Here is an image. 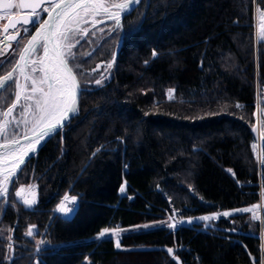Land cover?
<instances>
[{
    "label": "trees",
    "instance_id": "trees-1",
    "mask_svg": "<svg viewBox=\"0 0 264 264\" xmlns=\"http://www.w3.org/2000/svg\"><path fill=\"white\" fill-rule=\"evenodd\" d=\"M255 5L264 10V0ZM254 10L253 0H141L120 17L119 23L115 19L101 25L99 28L107 29L97 44L86 55L71 60L82 88L80 110L91 103V113L60 131L62 148L53 150V174L45 183L48 194L37 204L55 206L66 192L77 198L76 212L86 215L89 222L107 204L116 203L125 160L142 153L155 158L161 167L137 163L141 166L139 171L147 170L154 181L160 179L159 172L163 170L174 178L164 185L182 218L216 210L233 211L232 217L240 227L237 238L258 253V226L250 229L247 222L250 212L238 211L258 202V182L264 184V166L258 165L253 151V129L257 122L254 104L264 88V41L255 39ZM23 46L18 43L17 49L0 63V81L12 73L13 81L27 85L8 117V129L13 132L22 119L21 105L28 103L24 97L31 89L29 82L18 76L19 71L13 72ZM36 54L39 56L41 49ZM120 56L124 57L130 85L128 96L156 113L144 120L150 129L147 138L138 129L129 130L132 122L126 116L108 110L107 95L121 100L116 89H106L102 97L98 92L106 87L107 79L96 68L111 64L114 71ZM87 58L95 67L84 70L81 66ZM6 83L12 86L0 90V113L15 101V83ZM170 90L173 91L169 99ZM219 99L227 101H215ZM195 100L211 102L201 105ZM234 103L242 107L237 109ZM262 120L264 104L259 105L258 113L262 130L260 157L264 155ZM161 139L169 141L171 148L161 146ZM204 172L212 174L206 184L200 181ZM139 200L136 195L131 203ZM0 207L3 208L0 223L6 214L10 216L4 224L9 234L0 237L3 240L0 264H21L23 258L10 259L9 241L19 236V222L32 214L21 207L9 206L7 196L0 197ZM45 217L40 212L38 221ZM29 220H25L26 228L31 224ZM68 221L55 218L48 224L46 235L54 248L46 256L59 258L66 264H84L88 248L79 240L84 233ZM81 221L84 225V220ZM181 230L184 234L190 232L185 227ZM21 233L20 240L28 242ZM16 241V246L21 245ZM103 241L111 248V241ZM205 245L211 254L210 264L220 262L223 256L229 264H236L243 256L225 249L214 239ZM142 252H132L128 258H122L124 252H116L111 264H132L143 258ZM96 254L89 256L94 258Z\"/></svg>",
    "mask_w": 264,
    "mask_h": 264
},
{
    "label": "rangeland",
    "instance_id": "rangeland-1",
    "mask_svg": "<svg viewBox=\"0 0 264 264\" xmlns=\"http://www.w3.org/2000/svg\"><path fill=\"white\" fill-rule=\"evenodd\" d=\"M18 1L19 0H11L14 5H17ZM126 2L127 0H106V3L108 4H121ZM48 6L49 5H45L43 7ZM42 8L38 11L41 22L45 14V12L42 11ZM5 11L8 13L7 15H4L3 12H0V16L3 17L0 18V34L6 20L10 16H15L21 13L19 7H12L11 9ZM110 11L116 12L118 9L112 7L110 8ZM262 13H264V11L258 10L255 15V34L257 37H259L261 32H264V15H262ZM98 17H101V19ZM114 20L115 18L104 14L103 12H100L94 17L86 16L84 20L80 22L81 31L73 41L75 44V46L72 48L74 56L82 57L86 55L89 52L90 47H93L97 44L103 31L107 29L105 26H103L105 28L99 27L106 22ZM37 26L38 25H34L26 29H21V39L12 45L9 53L3 54V48L1 47L0 63L4 60V58H7L17 49L18 43L25 44L29 38L28 35L30 36L33 32L32 31L30 33V30H34ZM110 27L113 28L114 23H112ZM85 32L86 35L84 34ZM42 58V49L39 56L36 53L32 54L29 59L31 61H35V64L29 63L27 67L24 68V71L30 72L34 66L39 69L40 60ZM124 63V57L120 56L117 60L114 71L113 65V68L112 66L108 67V65L106 67L98 66V68H96L101 77L103 79H107V85L105 84L106 87H102L98 92L102 97L105 95L106 89H116V92L119 93L121 100L117 101L111 94L107 95L108 98L106 100L108 104V110L116 115L120 114L126 116L128 120L132 122V124L129 125V130L131 131V129H134L135 131L138 129L141 136L147 138L149 136L150 129L144 120L146 117L154 116L156 113L146 109L144 106L140 105L139 102L128 96L127 89L130 88V85L126 76ZM22 67H24V61L22 63ZM94 67L95 65H93L88 58L84 60L83 65L81 66V68L84 70H89ZM112 71L113 75L111 76ZM32 75L35 77H40L42 73L37 70V72L32 73ZM18 76L23 77L20 72H18ZM28 82L31 85V80ZM37 87H43L46 89L47 82H45L44 85H40L39 79H37ZM18 91H20V89L16 88V92ZM28 93V96L32 95L31 89L28 91ZM171 95L172 91H169L167 93V98L170 99ZM215 101L226 102L227 100L219 99ZM193 102L204 105L205 103L211 101L195 100ZM28 103L31 104L32 101H28ZM234 105L237 109L241 108L237 107V105H239L238 103H234ZM254 105L256 107L257 122L255 125V131L253 130L255 135L253 151L256 154L258 165L260 166V145L262 141L260 140L262 130L259 128L258 123L260 104L256 101ZM90 106L91 103L85 104L84 109L80 110V105L77 114L67 126L76 124L79 122L80 118L90 114ZM7 110L8 108L4 109L2 112H7ZM9 115H0V125L5 126L8 138H12L13 130L8 129ZM21 116L22 119L15 129L17 133H15V137L32 130L31 112L25 113L23 111ZM24 121H27L28 123L26 124ZM159 141L161 146L165 147L166 149L171 148L172 144L169 141L164 139ZM56 147L62 148L60 132L54 135L48 145L42 147L37 154L34 153V155L27 161L23 169L20 171L19 175H15L16 173L14 172V167L17 160L0 162V187L7 188L9 190L6 195L9 206L21 207L30 211L32 214L29 217L30 220L28 218L22 219L17 226L19 236H17L15 240L18 241L17 244L21 245L16 246V244H14V239H10L9 241L11 245L9 249L11 250L10 259H15L18 257L20 259L23 258L24 260L22 259L21 264H44V262H46V264H66L59 258H52L50 255L46 256V254H49L50 251H52L51 248H54L46 235L47 226L53 219L62 218L69 220L68 223H70L72 226L80 229L82 228L84 234L79 240L80 242H85L88 248V252L83 259L84 264H111L116 252L122 251L125 253V256H122V258H128L130 254H133L134 252L137 253L139 250H143L141 253L143 258L131 262L132 264H168L169 262L171 264H210L211 254L209 251H207L205 244L208 240H211L212 242V239L223 245L225 249L227 247L231 249V251L234 250L235 254L241 256L242 253L243 256L240 257L241 259L236 264H264V184L261 182H258L260 187L259 200L256 204H254L260 206L255 209L257 219L253 220L251 218L252 213L250 212L251 217L247 220L250 229L258 226L257 234L259 235V238H261V235H263L261 238L263 242L261 244L260 239L258 245L259 252L257 253L252 246L241 243L237 238L236 235L239 233L240 227L237 225L235 218L232 217L233 211L216 210L205 215L182 218L180 216L178 207L172 201L170 193L166 191L165 188L166 183H172L174 178L171 176L168 177L166 175L167 173H165L163 170L159 172L160 179L154 181L152 180L153 177H151V174L147 170L141 169L142 171H139L138 169L141 166L138 167L137 163H139V165L147 163V166H153L157 169H160L161 167L160 162L155 158L146 157L142 153L135 155L132 159L125 160L123 164L121 185L118 189L119 198L116 203L107 204L106 207L97 212L94 215L95 218L89 222H87L86 215H82L80 212H76V210L68 214L58 211V206L72 208L71 205L73 202H71V197L66 192L58 199L55 206L37 204L40 200L42 202L43 197L48 194V189L45 183L53 174V163H51V160L55 156L53 150ZM5 176H8L7 182H3ZM211 177L212 174L204 172L200 177V181L202 184H206L208 180L211 179ZM122 185L125 188L123 193L120 191ZM17 191H20V197L16 196ZM66 194L69 196V201H64L63 205H61V202L63 201V198ZM136 195L140 197V200L136 203H131ZM196 198L204 201L202 197L197 195ZM24 199L29 200L32 203V207L25 206L23 203ZM252 206L250 208H252ZM73 207L76 209V201ZM2 211L3 208L0 207V214ZM40 212L44 213L46 217L44 220L39 222L38 215ZM224 212H229L230 215L225 217L222 215ZM204 216L215 218L209 219L207 221L199 219L200 217ZM8 217L10 218L9 214H6L4 221L0 223V237L2 238L4 235L6 238L7 234H9L7 228L4 226V224L9 221ZM25 220H29L31 222L27 228L25 226ZM81 220H84V225L81 223ZM189 220H191L192 223H188L187 221ZM219 220H222L220 221V224H218ZM35 223H38V225ZM145 224L150 225V227L144 229L142 226ZM168 224H175L176 227L170 228L168 227ZM184 227L189 229L190 232L184 234L181 230ZM105 228H116L117 231L114 235L109 232L105 235V237H99V233ZM3 231L5 232L4 234ZM29 232H31L30 235ZM20 233L27 239L28 242H22L20 240ZM117 239L121 245L120 248L116 247ZM103 240L111 241V248H109L107 242ZM228 242H232L233 245L227 244ZM2 243L3 240H0V244ZM169 248L173 250L171 254L168 252ZM38 249L40 250L38 251ZM93 252L97 253L94 258L89 256V254ZM7 260L8 256L6 257L5 263ZM219 261L220 262H216L214 264L230 263L226 256H223Z\"/></svg>",
    "mask_w": 264,
    "mask_h": 264
},
{
    "label": "snow or ice",
    "instance_id": "snow-or-ice-1",
    "mask_svg": "<svg viewBox=\"0 0 264 264\" xmlns=\"http://www.w3.org/2000/svg\"><path fill=\"white\" fill-rule=\"evenodd\" d=\"M140 0H127L126 3L121 4H108L106 0H48L49 6L43 7L42 11L47 13V19L42 22L39 19L38 8H41L43 0H33L32 3L25 4L23 0L21 3L14 5L11 0H0V12L4 15L8 13L5 10H9L12 7L19 8H31L32 19H25L23 22L25 24L38 25L35 28V34L31 36L28 47L24 49V53L20 55V61H24V67H17L13 69V72L19 71L23 75L24 80L27 82L31 80V92L32 95L25 96L26 101H32L31 104L25 103L21 105L25 113L31 112L32 114V130L37 132L36 135L28 138V147L32 148L33 153L36 151L34 147L35 144H39L40 141L53 133H58L60 129L66 126L67 121H69L72 116L78 112V85L76 80V75L73 72V66L71 65V60L75 59L72 48L75 46L73 41L80 33V22L84 20L86 16H96L100 12L107 14L117 20L121 14L130 9L132 3H139ZM115 7L118 9L116 12H111L110 8ZM264 15V13H262ZM0 18H3L0 16ZM87 22V21H85ZM15 26L14 24L12 25ZM7 31V29H5ZM27 31V30H25ZM86 35V32L84 33ZM9 39H15V37H9ZM259 40L264 41V32L259 35ZM39 49L43 51V58L40 60L39 69L37 67H32L30 72H25L24 68L27 67L29 63L35 64V61H31L29 57L32 54L37 53ZM156 53L153 52V56ZM46 61V62H45ZM112 65L109 64L108 67ZM39 70L42 75L40 77H35L32 73ZM37 79H39L40 85H44L47 82V88L37 87ZM6 81H12L15 83V87L20 89V91L15 93V100L18 102L21 99V92L27 85H21L18 82L12 80V73H9L4 80L0 81V90H6V88L11 87L12 83H6ZM97 84L100 83L99 80L96 81ZM173 90H170V92ZM38 93V94H37ZM17 105L14 103L7 112H2L0 115L8 116ZM237 107H242L237 105ZM7 123V122H6ZM19 123V122H18ZM24 123H28L24 121ZM262 127H264V120H262ZM255 131V128L253 129ZM15 131L13 132V139L9 141L6 134L5 126L0 125V140H4V143H0V149H4L0 152V156L8 155L14 152H18L17 145L19 141L15 138ZM26 161L20 158L16 161V165L23 164ZM259 163L264 166V155L261 156ZM8 181V176L4 177L3 182ZM8 189L0 187V197H4L8 193ZM121 193L125 191L124 186L120 188ZM20 191L16 192V196L20 197ZM77 198L75 196L71 197V202L73 204ZM64 201H69V196L66 194L61 202L63 205ZM23 203L27 207H32V203L24 199ZM260 207L259 205H253L252 208H244L238 211L241 212H251L252 219H257L255 209ZM76 209L75 207L66 208L58 206V211L64 212L65 214L72 213ZM223 216L227 217L230 215L229 212L222 213ZM215 217H200V220L207 221L209 219H214ZM171 219V217H170ZM192 223L191 220L187 221ZM144 229L150 227V225H143ZM168 227L175 228V224H168ZM117 229L105 228L99 233V237L103 238L109 232L113 235L116 233ZM31 232H29V235ZM116 247L120 248L121 245L117 239ZM40 249H38L39 251ZM172 249L169 248V254L172 253Z\"/></svg>",
    "mask_w": 264,
    "mask_h": 264
},
{
    "label": "water",
    "instance_id": "water-1",
    "mask_svg": "<svg viewBox=\"0 0 264 264\" xmlns=\"http://www.w3.org/2000/svg\"><path fill=\"white\" fill-rule=\"evenodd\" d=\"M32 2H33V0H23V3H25V4H29V3H32ZM19 3H21V0L18 1V4ZM139 3H132L130 5V9H128L124 13H122L121 16L124 15V14H126V13H128V12H130V11H132ZM45 5H49L48 0H43V3L41 5V8L43 6H45ZM41 8H38L37 9V12ZM20 11H21L20 14L15 15V16H10L6 20L4 26L1 29V34H0V38H1L0 39V50H1V47H3V54L9 53V51L12 48V45L15 44V43H17L18 40L21 39V31H20L21 29H26V28H29L31 26H34V25H31V24H25L23 22L25 19L31 20L33 18L32 15H31L32 9L31 8H20ZM44 19H47V13L44 14L43 20ZM13 24L15 25L14 27L12 26ZM5 29H7V31H5ZM34 34H35V29L31 33V35L29 36V38L27 39V41L25 42L23 48L21 49V51L19 53V56H18V59H17V66H19V67H22V63H23V61H20L19 57H20L21 54L24 53V49L28 47L29 41L31 39V36L34 35ZM9 37H15V39H9ZM74 74H75V72H74ZM76 80H77V85H78L77 91H78V110H79L80 105H81V101H82V88H81V85H80V82H79V79H78L77 75H76ZM16 102L17 101L15 100L14 103L16 104ZM75 115L72 116V118L69 121H67L66 126L63 127L62 129H64V128L67 127V125L73 120V118L75 117ZM62 129H60L59 132ZM37 132H38V130L36 132H34L33 130H31V131H29V132H27L25 134H22V135H19V136L14 137L16 140L19 141V144L17 145L18 152H14V153H11V154H17V160L20 159V158H23L27 162L34 155V153H36L46 142H48L54 135H56V134L59 133V132L58 133H53L50 136L44 137L40 141L39 144L33 145L32 147H34L36 149V151L33 153L32 148H30V147L27 146L28 145V138L36 135ZM8 139H9V141H11L13 139V137L12 138H8ZM4 142H5L4 140H0V143H4ZM3 151H4V149H0V152H3ZM11 154H8V155H11ZM5 156H7V155L0 156V160L3 157H5ZM25 163L19 164L18 166L15 164L14 172L16 173L17 171H19V169Z\"/></svg>",
    "mask_w": 264,
    "mask_h": 264
},
{
    "label": "crops",
    "instance_id": "crops-1",
    "mask_svg": "<svg viewBox=\"0 0 264 264\" xmlns=\"http://www.w3.org/2000/svg\"><path fill=\"white\" fill-rule=\"evenodd\" d=\"M260 11H264V10H260ZM256 13L257 12H255V14H254V28H255V15H256ZM255 39L256 40H259V37H257V35L255 34ZM257 102L259 103V104H264V88H262L261 90H260V96L258 97V99H257Z\"/></svg>",
    "mask_w": 264,
    "mask_h": 264
},
{
    "label": "bare ground",
    "instance_id": "bare-ground-1",
    "mask_svg": "<svg viewBox=\"0 0 264 264\" xmlns=\"http://www.w3.org/2000/svg\"><path fill=\"white\" fill-rule=\"evenodd\" d=\"M12 160H17V154H11V155H7L5 157H3L0 162H9V161H12ZM12 163V162H11Z\"/></svg>",
    "mask_w": 264,
    "mask_h": 264
},
{
    "label": "built area",
    "instance_id": "built-area-1",
    "mask_svg": "<svg viewBox=\"0 0 264 264\" xmlns=\"http://www.w3.org/2000/svg\"><path fill=\"white\" fill-rule=\"evenodd\" d=\"M257 1H258V0H253V2H254V6H255L254 13L257 12L258 10L260 11V9H258V8L256 7V5H255ZM73 205H74V204H72L71 207H73ZM262 237H263V235H261V238H262ZM261 238H260V239H261ZM262 242H263V240L261 239V244H262Z\"/></svg>",
    "mask_w": 264,
    "mask_h": 264
},
{
    "label": "flooded vegetation",
    "instance_id": "flooded-vegetation-1",
    "mask_svg": "<svg viewBox=\"0 0 264 264\" xmlns=\"http://www.w3.org/2000/svg\"><path fill=\"white\" fill-rule=\"evenodd\" d=\"M3 48V47H2Z\"/></svg>",
    "mask_w": 264,
    "mask_h": 264
}]
</instances>
